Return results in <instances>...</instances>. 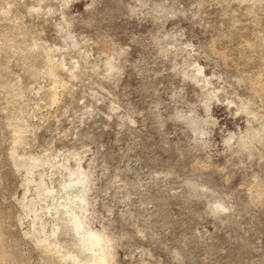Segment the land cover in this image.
<instances>
[{"label": "rangeland", "instance_id": "374dc122", "mask_svg": "<svg viewBox=\"0 0 264 264\" xmlns=\"http://www.w3.org/2000/svg\"><path fill=\"white\" fill-rule=\"evenodd\" d=\"M0 264H264V0H0Z\"/></svg>", "mask_w": 264, "mask_h": 264}]
</instances>
